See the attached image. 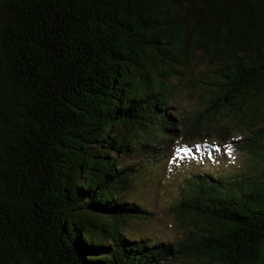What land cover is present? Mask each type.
<instances>
[{
    "label": "trees",
    "instance_id": "obj_1",
    "mask_svg": "<svg viewBox=\"0 0 264 264\" xmlns=\"http://www.w3.org/2000/svg\"><path fill=\"white\" fill-rule=\"evenodd\" d=\"M0 264H264V0H0Z\"/></svg>",
    "mask_w": 264,
    "mask_h": 264
},
{
    "label": "rangeland",
    "instance_id": "obj_2",
    "mask_svg": "<svg viewBox=\"0 0 264 264\" xmlns=\"http://www.w3.org/2000/svg\"><path fill=\"white\" fill-rule=\"evenodd\" d=\"M205 66L209 67L208 65ZM201 152H203L208 159L211 158L215 160L218 158L208 155L198 146H193L189 150H186L184 146H178L173 150V156L177 160L176 163L178 164L181 162L180 159H184L187 161V165L173 167L172 164H174V161L173 158H170L164 160L158 169L147 165L142 168L135 185V197L153 208L155 218L146 224H139L140 229H138V232H142V230L145 229L146 233L153 232L154 234L156 233V235L161 234L167 237L174 236L178 233L179 223L171 212L168 211L166 206L169 204V201L179 197L181 190L180 181L184 175L187 174L186 172L199 169L200 165L195 164V155ZM148 160H150V158ZM229 160H231V162L234 161V166L239 165L237 158L234 159L232 155ZM231 167H233V165H231ZM131 226L133 228L134 226L137 227L138 223L133 222ZM130 228H127V231H129Z\"/></svg>",
    "mask_w": 264,
    "mask_h": 264
}]
</instances>
